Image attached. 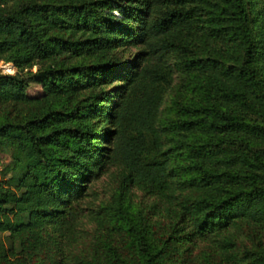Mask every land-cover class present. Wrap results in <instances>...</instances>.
<instances>
[{
	"label": "trees",
	"instance_id": "obj_1",
	"mask_svg": "<svg viewBox=\"0 0 264 264\" xmlns=\"http://www.w3.org/2000/svg\"><path fill=\"white\" fill-rule=\"evenodd\" d=\"M1 61L0 264H264V0H0Z\"/></svg>",
	"mask_w": 264,
	"mask_h": 264
},
{
	"label": "rangeland",
	"instance_id": "obj_2",
	"mask_svg": "<svg viewBox=\"0 0 264 264\" xmlns=\"http://www.w3.org/2000/svg\"><path fill=\"white\" fill-rule=\"evenodd\" d=\"M114 13L119 16V11L116 10ZM124 48L127 49L124 58L128 59L131 58L132 55L136 52V48L133 46L126 45ZM173 63V61H171ZM37 70V66H34L32 69H29V72H25L23 76H28L31 73H34ZM0 72L2 74H14L16 72L15 67L13 66L12 63H5V62H0ZM120 72V71H118ZM28 87H27V94L30 97H40L42 96V87L32 81H28ZM117 82L113 81L111 84L107 86L108 89H110L112 86H114ZM179 83V77L176 72H174L173 75V80L170 85V88L165 96V102L161 107V116H167L169 114V105H170V98L171 95L175 91V87ZM10 158L8 154L2 153L1 154V162H0V172L1 170L9 164ZM112 171V169H111ZM89 185H91V190L89 192V195L85 199V206H98L101 202L107 199L109 196L110 192L112 191L113 188L117 185V178L114 175H110V173H106L101 175L99 178H94L89 182ZM134 193L137 195L135 198L136 200L143 199V195L140 191L133 190ZM87 218H84V223L86 222ZM85 226L87 230L92 226L88 223H85Z\"/></svg>",
	"mask_w": 264,
	"mask_h": 264
}]
</instances>
